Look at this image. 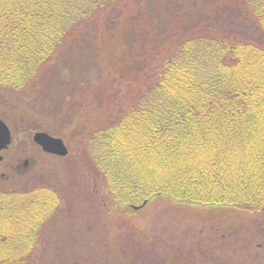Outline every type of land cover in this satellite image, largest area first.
<instances>
[{"label":"trees","instance_id":"trees-1","mask_svg":"<svg viewBox=\"0 0 264 264\" xmlns=\"http://www.w3.org/2000/svg\"><path fill=\"white\" fill-rule=\"evenodd\" d=\"M80 41L102 51L94 56L106 70L125 58L126 81L139 82L149 62L160 60L127 108L81 129L89 182L106 213L119 220L118 214L166 200L207 212L264 215V0H0V91L31 86L40 93L49 71L78 79L64 53ZM62 58H68L63 65ZM106 78L82 75L81 89L96 93ZM48 96L39 98L53 103ZM60 98L59 110L45 116L68 122L70 137L80 115L99 102L81 94L68 113L73 108ZM0 117L15 126L14 118ZM37 131L46 130L31 125L23 132ZM43 185L0 186V217L7 222L0 224V264L30 263L60 201ZM114 249L126 257L124 246ZM148 255L144 264H154L155 253ZM251 257L237 264H250ZM207 260L203 264H212Z\"/></svg>","mask_w":264,"mask_h":264},{"label":"rangeland","instance_id":"rangeland-1","mask_svg":"<svg viewBox=\"0 0 264 264\" xmlns=\"http://www.w3.org/2000/svg\"><path fill=\"white\" fill-rule=\"evenodd\" d=\"M123 17H127L126 13ZM99 27L100 32L105 31L102 25ZM120 27L116 28L117 35L124 31L123 25ZM84 44L80 41V45H72L64 53L73 61V77L79 76L78 79L68 81V73L49 71L40 93L31 90V86L28 91H0V115L15 119L11 144L0 153L3 156L0 186L16 189L47 184L60 196L59 205L46 221L40 241L30 253L29 264H134L135 260L144 264L151 259L150 252L155 253L154 264H203L204 259L212 264H217L213 263L215 260L237 264L250 256L253 259L250 264H264V215L261 214L207 212L183 208L166 200L149 202L128 216L118 214L119 220L106 213L108 205H101L89 182L91 159L81 129L100 125L108 114L127 108L141 85L154 74L160 60L149 62L139 82L126 81L124 74L128 69L124 68L129 62L125 58H121L119 65L113 60L106 70L102 58L95 57L99 49L94 52ZM67 60L62 58V65ZM54 65L53 61L51 66ZM82 75L95 80L102 75L107 81L96 85L100 88L96 93H92L93 89L86 93L81 89ZM43 94L52 97L53 103H42L44 100L39 96ZM81 94L99 104L91 106V112L80 115L81 125L72 129L69 137L64 131L68 129V122L54 120L47 112L54 115L59 110L60 97L67 102L66 106L73 108L68 113L73 111V103ZM31 125L43 127L54 136L67 135L65 143L72 154L59 156L43 151L34 142L33 135L23 132ZM1 222L6 225L2 217ZM114 246H124L126 257ZM226 248L230 250L226 252ZM224 253L232 255V262Z\"/></svg>","mask_w":264,"mask_h":264},{"label":"water","instance_id":"water-1","mask_svg":"<svg viewBox=\"0 0 264 264\" xmlns=\"http://www.w3.org/2000/svg\"><path fill=\"white\" fill-rule=\"evenodd\" d=\"M34 141L42 147L45 152L66 156L69 152L64 140L61 137L53 136L46 131H37L34 133ZM12 133L8 124L0 118V152L11 144ZM2 155H0V160ZM141 206H135L139 209Z\"/></svg>","mask_w":264,"mask_h":264},{"label":"flooded vegetation","instance_id":"flooded-vegetation-1","mask_svg":"<svg viewBox=\"0 0 264 264\" xmlns=\"http://www.w3.org/2000/svg\"><path fill=\"white\" fill-rule=\"evenodd\" d=\"M2 158H3V157H2ZM24 164H27V161H26Z\"/></svg>","mask_w":264,"mask_h":264}]
</instances>
